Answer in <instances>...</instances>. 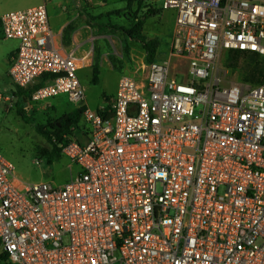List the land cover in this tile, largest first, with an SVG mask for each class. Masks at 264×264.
I'll return each mask as SVG.
<instances>
[{
    "label": "built area",
    "instance_id": "1",
    "mask_svg": "<svg viewBox=\"0 0 264 264\" xmlns=\"http://www.w3.org/2000/svg\"><path fill=\"white\" fill-rule=\"evenodd\" d=\"M143 1L174 11L168 52L120 75L100 111L44 4L0 16L12 84L53 75L31 100L65 95L85 137L62 147L58 183L0 154V264H264V82L212 72L223 51L264 58V0Z\"/></svg>",
    "mask_w": 264,
    "mask_h": 264
},
{
    "label": "rangeland",
    "instance_id": "2",
    "mask_svg": "<svg viewBox=\"0 0 264 264\" xmlns=\"http://www.w3.org/2000/svg\"><path fill=\"white\" fill-rule=\"evenodd\" d=\"M18 1L20 5L16 8L37 5L43 0ZM56 1L51 0L47 4L49 14H51L50 23L55 27L57 26L56 13L51 12L50 9L56 4ZM58 2L67 16L68 24L70 23L66 34L62 35V44L67 49L73 47L70 37L72 30L78 31L79 41L80 39L84 40L82 46L77 50L86 66L78 71V76L85 88L86 105L100 111L106 105V98L115 94L119 76L130 69L133 70L141 66L145 59V52L139 42L126 38L121 31L117 30L120 27H129L128 20L130 18L129 12L124 10V7L120 6L116 0H91V2L83 0V8L81 5L75 4V2L79 3L77 0H58ZM98 2L105 4L102 6ZM155 5H160V2H155ZM78 8L86 9L84 13L93 19L94 25H97L95 28L99 32V36L93 34L89 27L83 26V17L79 15L82 10ZM135 9L131 7L130 11L133 13ZM142 12L143 9L140 10V13ZM76 13H78L77 16ZM173 15L174 11L168 9L163 10L160 17L148 18L145 31L149 36L159 34L168 39L173 27ZM71 18L72 20H69ZM79 24L81 27H78ZM161 28L167 29V33L160 34L159 29ZM96 55H99V81L97 84H92L90 80L91 64ZM227 55L228 51L221 53L213 66V74L224 76L226 84L230 81L249 83L242 80L240 65L237 68L225 65ZM158 57L162 58L160 54ZM6 88H10V84L0 82V93L4 95V101L0 102V154L13 163L17 176L24 181L58 183L60 170L66 165L67 158L62 155L60 160L47 164L39 151L50 150L52 145L36 131L35 127L39 126L50 131V125L59 120L62 115L80 109V107L69 103L65 95L62 94L33 102L31 95L29 98V95L26 94L29 87L19 90L13 86L7 97ZM79 125L78 129L75 127L70 129L71 135L78 140H80L78 135L82 136L80 133L82 122Z\"/></svg>",
    "mask_w": 264,
    "mask_h": 264
},
{
    "label": "trees",
    "instance_id": "3",
    "mask_svg": "<svg viewBox=\"0 0 264 264\" xmlns=\"http://www.w3.org/2000/svg\"><path fill=\"white\" fill-rule=\"evenodd\" d=\"M125 3L124 10H126L129 16V27L127 28H117L121 31L126 38L130 40H135L139 42L145 51L146 62H152L155 60L156 49L158 47V40L151 39L148 40L146 36L143 35V25L145 21L155 16L159 10L153 9L150 6L143 5V0H121ZM143 5V6H142ZM135 7L133 13L130 11L131 7ZM145 7L148 9L144 10ZM143 12L140 13V10ZM115 28V27H114ZM99 33V32H98ZM225 65L227 67L237 68L241 66V78L245 82L259 84L264 82V58L258 56L255 53H245L237 50L228 51V55L225 59ZM99 55H96L91 64V83L97 84L99 81ZM53 78V75H43L39 81L29 87L26 94L31 93L45 84L49 79ZM18 88V87H17ZM23 90V88H18ZM26 89V88H24ZM21 94V92H20ZM81 109H75L67 114L62 115V117L50 125L51 130L48 131L42 127L36 126V131L43 136V138L52 145L50 150L39 151L40 154L45 158L47 164H52L55 161L60 160L62 154V147L68 142L71 135L70 129L75 127L78 129L79 124L82 122L81 119Z\"/></svg>",
    "mask_w": 264,
    "mask_h": 264
},
{
    "label": "crops",
    "instance_id": "4",
    "mask_svg": "<svg viewBox=\"0 0 264 264\" xmlns=\"http://www.w3.org/2000/svg\"><path fill=\"white\" fill-rule=\"evenodd\" d=\"M51 0H43L41 3L37 4V5H40V4H44L45 7H46V11H47V15H48V21H49V26L50 28L52 29V31L56 34V43L60 45V47L66 51V52H72L74 54H76L77 56H79V52L77 49L80 48V46H82V44L84 43V40L80 39V41L78 40L77 36V32L76 30H72V34H71V42H72V45L73 47H69L68 49L66 48L65 45L62 44V35L63 34H66L67 32V29L70 25V23L68 24V20H67V16L65 15V13L62 11V9L60 8L59 6V2L58 0L56 1V4L52 6V8L50 9L51 12H55L56 13V18H57V26H52L51 23H50V15L49 14V10L47 8V4L50 2ZM79 1L78 2H75L76 5H83V0H77ZM85 1H89L91 2V0H85ZM118 2V4H120V6L122 7H125V3L122 2L121 0H116ZM99 4H105L103 2H98ZM20 3L18 0H0V16L5 13V12H8V11H11V10H18V9H25L27 7H24V8H16V7H19ZM37 5H33V6H37ZM73 5V4H72ZM143 5H147V2L143 1ZM103 6V5H102ZM31 7V6H29ZM134 7V6H133ZM149 7V6H148ZM148 7H145L144 10L148 9ZM15 8V9H14ZM83 8V6H82ZM135 8V7H134ZM153 9H156V10H159L158 13L155 15L156 17L157 16H161L163 10H167V9H161L160 7H151ZM82 11L79 12V15H81L83 17V26L85 27H89L90 30L92 31L93 34H95L96 36L98 34V32L96 31V26L97 25H94L93 24V19H91V17L89 15H87L86 13H84V10H86L85 8L84 9H81V8H78ZM78 15V13H76V16ZM173 23H174V15H173ZM150 19V18H149ZM147 19L143 25V35L146 36V38L148 40H151V39H157L158 40V47L156 49V54H155V60H159V59H163L165 58L167 52H168V49H169V42H170V37H171V33H172V29H171V32L169 33L168 35V39L165 38L164 36L162 37L161 35L159 34H155L153 36H149L147 34V32L145 31L146 30V27H147V21L149 20ZM69 20H72L69 19ZM74 24V23H73ZM80 25V24H79ZM78 27H81V25ZM82 26V27H83ZM160 31V34H165L167 33V29H159ZM162 37V38H161ZM17 49V41L14 40V39H4L3 38V35H2V31H1V28H0V82L2 83H9L10 84V88H6V95L8 97V94L10 92L11 89H13V84L11 82V79L9 77V73H8V69H9V61H10V57L12 55H14L15 51ZM145 52V51H144ZM158 54L161 55L162 58H159L158 57ZM80 57V56H79ZM4 77V78H3ZM15 87V86H14ZM17 88V87H16ZM107 99V98H106ZM81 133V132H80ZM82 135V134H81ZM78 137L80 138L81 141L84 140L85 137L83 136H80V134L78 135Z\"/></svg>",
    "mask_w": 264,
    "mask_h": 264
}]
</instances>
